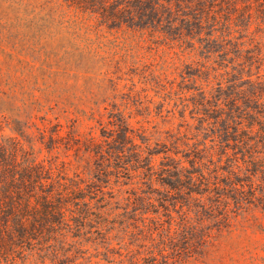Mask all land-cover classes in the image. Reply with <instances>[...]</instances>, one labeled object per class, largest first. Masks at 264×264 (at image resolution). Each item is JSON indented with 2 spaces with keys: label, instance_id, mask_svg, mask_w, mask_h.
Instances as JSON below:
<instances>
[{
  "label": "trees",
  "instance_id": "16d2710c",
  "mask_svg": "<svg viewBox=\"0 0 264 264\" xmlns=\"http://www.w3.org/2000/svg\"><path fill=\"white\" fill-rule=\"evenodd\" d=\"M129 31L194 59L207 86L235 87L247 74L248 103L238 91L226 129L215 117L222 108L214 88V103L203 101L211 145L195 140L190 168L166 157L156 169L155 154L146 157L123 123L101 138L77 136L61 123L68 109L47 83L61 65L46 57L42 73L28 74L20 60L26 38L47 40L44 50L63 43L69 65L103 49L104 34ZM137 178L165 191L150 188L145 198L134 191L124 210L114 206L121 180ZM256 201L264 202V0H0V264H75L95 235L109 236L132 213L152 242L159 239L132 264H211L216 237L191 214L228 222Z\"/></svg>",
  "mask_w": 264,
  "mask_h": 264
},
{
  "label": "rangeland",
  "instance_id": "374dc122",
  "mask_svg": "<svg viewBox=\"0 0 264 264\" xmlns=\"http://www.w3.org/2000/svg\"><path fill=\"white\" fill-rule=\"evenodd\" d=\"M28 34L27 29L22 33ZM113 34L121 38L104 34L109 38L101 39L103 49L98 45L97 54L69 65L62 61L68 52L63 43L54 40L55 44L48 43L44 50L47 40L37 44L26 38L24 42L27 45L20 60L28 74L42 73L41 60L46 57L61 65L51 70L47 83L54 85L51 93L55 92L68 109L60 118L61 123L73 126L77 136L85 138L93 133L101 138L104 131L108 133L113 129L111 124L123 123L128 127L130 138L146 152V157L148 153L155 154L153 164L156 169L161 168L166 157L181 160L185 167L190 168L187 152L195 150V140L199 144L211 145L207 139V125L203 121L211 108L202 107L203 101L214 103L209 95L214 88V97L222 108L215 117L220 119V127L226 129L228 116L237 111L234 104L239 99L236 97L238 91L244 93L240 103H248L247 74L240 76L235 87L233 82L207 86L208 73L201 75L200 80L199 67L192 65L194 59L175 55L178 50L170 51L161 39L141 37L133 31L126 35ZM56 45L59 48L55 49ZM225 70L221 68L220 72L225 73ZM5 133L15 136L9 128ZM210 157L211 154L207 153L204 159L207 165ZM122 181L114 191L118 194L119 190L120 196L113 200L114 206L122 210L126 208L127 199L134 198V191L141 198L146 197L150 188L165 191V186L158 181L153 185H143L140 178ZM255 203L256 206L246 207V211L232 214L228 222L191 214L196 224L212 229L211 233L216 237L215 246L209 253L216 261L211 264H264V202ZM137 204L143 205V201L139 199ZM133 214L129 216L131 220L115 227L109 236L95 235L97 240L87 243L88 253L80 255L84 260L80 259L75 264H117L121 260L119 253L123 254L126 264L134 263L139 253L146 257L145 252L150 251L153 245L158 246L159 239L152 242L150 231L143 229L140 220H133ZM178 241L184 245L182 237ZM143 245L144 248L140 249Z\"/></svg>",
  "mask_w": 264,
  "mask_h": 264
}]
</instances>
